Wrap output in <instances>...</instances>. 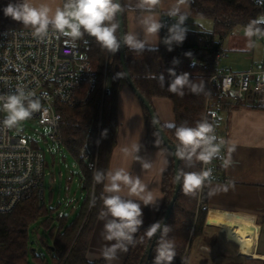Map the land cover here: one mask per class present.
<instances>
[{"label": "trees", "instance_id": "obj_1", "mask_svg": "<svg viewBox=\"0 0 264 264\" xmlns=\"http://www.w3.org/2000/svg\"><path fill=\"white\" fill-rule=\"evenodd\" d=\"M10 2L15 3L16 0H0V29L30 28L4 15L3 9ZM188 3L191 7L189 20L197 28L191 29L185 22L189 30L182 43L172 41V50L168 51V46L163 40L169 35L170 26H165L161 28V44L156 48L157 50L136 53L126 46L125 59L135 88L152 106L154 98L168 99L173 104L176 122L174 125L180 126L186 123L187 126L195 127L198 121H204L206 118L209 93L218 92L211 86L210 81L218 72L217 56L225 52L223 46L226 39L238 29H245L251 21L262 19L264 13L255 0H188ZM125 13L126 11L123 18L126 24ZM164 19L165 17L162 18V23ZM201 21H210L212 28L210 30L204 28L201 26ZM260 27L264 31V24ZM84 38L88 39L89 43L83 52L97 75L94 85L83 84L79 93L81 101L76 106H58L62 116L60 123L62 144L68 148L72 158L80 167L82 191L86 193L82 209L74 219L65 215L58 216L56 224L54 209H47L38 197L33 196L19 204L11 213L0 215V264H31L29 261L31 252L40 259V264H49L42 261V258L36 254L37 251L31 249L30 228L37 223H40L53 237V245L48 247L53 264H106L103 261L89 262L86 258L101 211L105 185V181L101 184L95 183L93 173L96 170L108 172L117 136L118 92L122 84H129L121 62V49L113 55L102 50L93 38L88 36ZM188 51L193 53L191 58L184 55ZM174 58L179 61L178 64L172 63ZM193 60L196 63L195 67L191 66ZM169 69H173L177 75L190 73L189 79L193 82L199 83L202 80L204 91L197 95L185 89L183 97L169 92L167 87L173 79L169 75ZM118 73L123 75L120 77ZM161 74L164 76V87L159 84ZM106 76L110 82L105 86ZM142 107L147 126V148L165 152L169 160V168L165 171L162 181L165 199L156 222L164 221L177 185L174 181L175 159L171 154L173 152L165 146L162 137L157 133L146 106L142 104ZM163 128L170 143L177 145L174 127L163 126ZM103 130H107L106 137L101 135ZM218 140L217 136L216 143ZM85 155L89 156L87 160ZM215 161L212 160L213 163ZM191 163L193 166L189 168L185 166V161L181 160L179 169L185 172H201L202 162L194 158ZM90 164H94V167L91 168ZM210 184L211 182H206L194 195L185 194L180 187L177 201L165 224L171 228L167 238L173 239L176 246V256L172 264H187L192 242L204 234L206 218L209 214ZM93 201H95L94 205ZM148 228L142 229L136 236L137 243L131 246L125 264H154L155 248L159 238L156 242L154 237L149 239L145 235ZM141 239L142 243H140ZM152 246L149 255L148 250Z\"/></svg>", "mask_w": 264, "mask_h": 264}, {"label": "clouds", "instance_id": "obj_2", "mask_svg": "<svg viewBox=\"0 0 264 264\" xmlns=\"http://www.w3.org/2000/svg\"><path fill=\"white\" fill-rule=\"evenodd\" d=\"M186 0H179L177 5L171 6L165 13L168 17L175 19L169 28V35L164 38L163 43L171 51L172 41L182 43L185 40V34L188 28L185 22L188 18L187 13L183 12L179 4L185 3ZM161 4V0H135L133 10L138 12H154ZM125 12V5L121 0H63L61 7L55 11L44 3L39 6L34 5L31 0H16L15 3H8L3 9L6 17L21 22L25 27L33 29V36L44 39L49 34V29L54 30L59 36L69 38L68 42L73 45L76 41L82 40L85 36L94 39L95 43L106 52L115 55L121 48L120 20ZM138 23L146 35H158L161 28L165 25L160 19L154 16H142L138 18ZM264 24V19L251 21L245 28V36H264V31L260 25ZM87 43V41H85ZM123 45L127 46L130 51L143 53L145 50H157L156 46L149 43L147 38L139 39L136 33L127 32L122 36ZM186 57L191 58V51L185 52ZM172 63L178 64L179 61L174 58ZM196 66L195 61L191 65ZM169 75L173 77L167 90L180 97L185 95V89L193 94H200L204 91V84L201 80L199 83L189 79L190 73L184 72L177 75L173 69L168 70ZM122 76V73H118ZM159 84L164 87V76H159ZM35 93H25L21 88L16 89L15 93L7 96H0V111L5 113L4 119L0 124L3 127L11 129L21 122L32 118L33 114L42 110L41 100L32 98ZM158 123V121H153ZM174 127V135L178 141L175 152L171 153L176 158L185 161V166L191 168L192 161L195 160L207 165L213 159L219 157L221 147L226 143L223 139L216 143V135L213 124L204 121H198L195 127L187 126L182 123ZM102 136L107 135V130H103ZM199 150V151H198ZM235 149L229 148L231 153ZM126 154H131L128 149H124ZM133 152L139 151V146L134 145ZM139 160L140 157L136 156ZM231 156L222 158V167L227 169L231 165ZM144 169L151 168V163L142 161ZM212 169L207 168L201 172H185L177 169L174 181L182 187L185 194L194 195L206 182L210 183ZM104 192L109 195L102 197L103 209L98 218L104 219L110 216L104 225L103 238L106 241H115L110 246H105L100 250V255L108 262L118 259V251L127 253L128 246H135L137 241L134 236L143 224V211L140 203L131 198H123L119 193L122 191V185L127 188L129 197H136L144 206L156 203V197L151 191L147 190V185L142 182L140 177L132 176L127 170L117 168L105 173L103 170H96L93 173V180L97 184L103 183ZM214 194L210 192V195ZM95 204V201L92 202ZM163 221H157L149 226L145 235L151 239L157 232L160 237L155 248L154 264H172L176 256L175 241L168 239V233L171 231L169 226H162ZM143 240L141 239L140 243Z\"/></svg>", "mask_w": 264, "mask_h": 264}, {"label": "crops", "instance_id": "obj_3", "mask_svg": "<svg viewBox=\"0 0 264 264\" xmlns=\"http://www.w3.org/2000/svg\"><path fill=\"white\" fill-rule=\"evenodd\" d=\"M121 1L125 5L126 11V33H136L139 39L146 37L151 45L158 48L161 44V30L157 36L146 35L138 23V18L154 16L162 22L163 17H168L165 14L167 10L171 6L177 5L179 0H161V4L151 13L133 10L135 0ZM31 2L36 6L41 3L47 4L53 12L63 4V0H31ZM179 7L187 13L186 22L189 21L191 7L188 0L179 4ZM244 33L245 30L243 29L241 32H237V35L235 32L227 38L231 41L226 49L223 46L224 51L227 52V57L221 62L222 68L225 67L234 72H246L260 67L264 63V41H260L256 36L247 38ZM227 39L226 41H228ZM119 90L117 97V136L108 171L123 168L132 176L140 177L142 182L148 186L147 190L151 191L157 198L155 204L144 206L136 197H129L127 188L122 185V191L119 194L123 198L135 200L142 207L143 224L135 234L134 238H136L142 229L155 223L159 217L165 199L162 191L163 175L169 168V160L165 152L147 148V126L143 107L137 95L127 84H122ZM153 107L164 127L169 128L176 123L173 104L170 100L154 98ZM218 124V143L221 139L226 142L221 149L224 158L231 156L232 163L227 169L222 167L218 172L221 180L210 184L209 214H207L204 234L195 238L202 240L205 253H202L197 259L194 258L192 261L194 264H206L202 259L205 258L206 254L216 258L225 257L229 262L232 260L237 262L238 255H240L221 237L219 231L207 227L208 219L251 226H259L258 224H260L261 230L264 226V96L252 95L242 101L222 106L219 110ZM134 145L139 146L138 152L132 151ZM232 147L235 150L229 153L228 149ZM124 149H128L131 154H126ZM136 156H139L140 159L137 160ZM142 161L150 162L151 168L144 169ZM107 182L106 179L105 184ZM210 192L214 194L210 195ZM105 195L109 194L104 192ZM110 219L112 218L108 216L97 220L86 255L89 262L99 263L103 261L106 264H125L128 258L131 245L128 246L127 253L118 251V259L111 262L106 261L100 255V250L103 247L115 243V241H106L103 238L104 225ZM258 248L259 245L257 252ZM260 254L264 255V253Z\"/></svg>", "mask_w": 264, "mask_h": 264}, {"label": "built area", "instance_id": "obj_4", "mask_svg": "<svg viewBox=\"0 0 264 264\" xmlns=\"http://www.w3.org/2000/svg\"><path fill=\"white\" fill-rule=\"evenodd\" d=\"M263 7L264 0H255ZM176 21L165 17L163 24L171 26ZM32 28L0 29V96L15 93L21 88L25 93H35L42 110L28 121L50 128L52 142L62 144L59 105L76 106L84 83L94 85L96 74L83 49L89 40L83 38L73 45L69 38L59 36L49 29L44 39L32 34ZM264 36H258L264 41ZM87 41V43H85ZM227 52L217 56L218 72L211 78V86L218 90L209 93L206 104L207 122L213 124L215 135L219 133V110L222 106L246 99L249 96H264V63L253 70L234 72L221 68ZM109 84L106 76L105 86ZM5 113L0 111V122ZM15 128V127H14ZM14 128L0 124V215L11 213L19 204L33 196L43 202L46 158L43 150L24 135L14 136ZM216 142V141H215ZM89 158L85 155V159ZM223 151L215 163H202V170L212 169L211 183L221 180L218 170L222 168ZM93 168L94 164H90ZM258 224V222L255 220ZM260 234H261V225ZM259 245V242H258Z\"/></svg>", "mask_w": 264, "mask_h": 264}, {"label": "rangeland", "instance_id": "obj_5", "mask_svg": "<svg viewBox=\"0 0 264 264\" xmlns=\"http://www.w3.org/2000/svg\"><path fill=\"white\" fill-rule=\"evenodd\" d=\"M262 19H264V16ZM200 23L201 26L208 30L212 28L210 21H201ZM187 26L191 29L197 28L192 24L191 20L187 21ZM242 30L238 29L236 35L237 32H241ZM227 40L224 43L225 49L229 46L231 39ZM13 131L14 136L24 135L34 141L36 147L43 150L45 154L46 168L43 180V203L47 209H54L56 224L58 216L62 217L65 215L69 216L70 219H74L80 212V209H82L81 206L85 200L86 193L81 189L80 167L76 160L72 158L68 148L64 144L59 145L58 143L52 142L49 138L50 128L41 126L34 121H23ZM262 230L258 248L259 253H264V226ZM52 238L50 233L40 223L34 224L30 228L31 249L37 251L36 254L42 258V261L49 264H53L50 255L51 252L48 251V247L53 245ZM202 253H205L203 250V242L201 239H195L191 244L187 256V264H194L192 262L193 259L199 258ZM202 259L206 264H264V260L262 259H255L245 255H238L237 262H233V260L229 262L225 257L216 258L212 255L208 256L207 254ZM39 260L33 252L30 253L29 261L31 264H40Z\"/></svg>", "mask_w": 264, "mask_h": 264}, {"label": "bare ground", "instance_id": "obj_6", "mask_svg": "<svg viewBox=\"0 0 264 264\" xmlns=\"http://www.w3.org/2000/svg\"><path fill=\"white\" fill-rule=\"evenodd\" d=\"M207 227L219 231L221 237L228 242L236 253L264 260V255L257 252L260 240V226L208 219Z\"/></svg>", "mask_w": 264, "mask_h": 264}, {"label": "water", "instance_id": "obj_7", "mask_svg": "<svg viewBox=\"0 0 264 264\" xmlns=\"http://www.w3.org/2000/svg\"><path fill=\"white\" fill-rule=\"evenodd\" d=\"M122 2V1H121ZM263 9V13H264V5L262 7ZM120 20V34H121V62L123 64V67H124V72H125V76H126V79L128 81V84H129V87L134 91V93L137 95V97L139 98V100L142 102V104L144 106H146L145 108L149 111V114H150V117L152 119V121H158V123H154V126L157 130V133L160 135V137H162V141L164 142L165 146L171 150V152H175L176 150V145L174 144H171L170 143V140H169V137H167L165 131H164V128L163 126L161 125V122H159V119L157 117V114L153 108V106L151 105V103L135 88L134 86V83L132 81V76H130V73H129V70H128V67H127V64H126V59H125V48L126 46L123 45L122 43V36L125 32V22H124V18H123V15L121 17L118 18ZM174 159H175V172L177 171V169H179V166H180V163H181V160L176 158L174 155H173ZM180 185H176V188H175V193H174V198L172 199L170 205L168 206L167 208V211H166V216H165V219L163 221V225L164 226L168 220V218L170 217L171 215V212L173 210V207L175 205V202L177 201V198H178V194H179V191H180ZM160 236V232L158 231L157 234L154 236V241L156 242V240L159 238ZM152 248L153 246L148 250V254L150 255L151 252H152ZM143 262V261H142Z\"/></svg>", "mask_w": 264, "mask_h": 264}]
</instances>
